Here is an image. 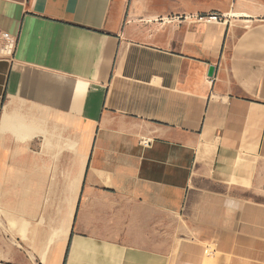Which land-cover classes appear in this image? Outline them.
I'll return each instance as SVG.
<instances>
[{
  "label": "crops",
  "instance_id": "0c3cea01",
  "mask_svg": "<svg viewBox=\"0 0 264 264\" xmlns=\"http://www.w3.org/2000/svg\"><path fill=\"white\" fill-rule=\"evenodd\" d=\"M0 34V264H264V0H0Z\"/></svg>",
  "mask_w": 264,
  "mask_h": 264
},
{
  "label": "built area",
  "instance_id": "2783aa9c",
  "mask_svg": "<svg viewBox=\"0 0 264 264\" xmlns=\"http://www.w3.org/2000/svg\"><path fill=\"white\" fill-rule=\"evenodd\" d=\"M214 20H219V16H212L211 17ZM15 50V44L12 42H6L1 40V34H0V57L3 56H12L14 55Z\"/></svg>",
  "mask_w": 264,
  "mask_h": 264
},
{
  "label": "water",
  "instance_id": "95a60500",
  "mask_svg": "<svg viewBox=\"0 0 264 264\" xmlns=\"http://www.w3.org/2000/svg\"><path fill=\"white\" fill-rule=\"evenodd\" d=\"M214 71H215V69H214L213 67H211V68L209 69V76H210V77L213 76Z\"/></svg>",
  "mask_w": 264,
  "mask_h": 264
}]
</instances>
